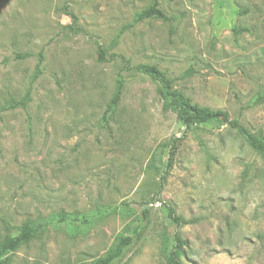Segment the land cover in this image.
<instances>
[{
  "label": "rangeland",
  "instance_id": "rangeland-1",
  "mask_svg": "<svg viewBox=\"0 0 264 264\" xmlns=\"http://www.w3.org/2000/svg\"><path fill=\"white\" fill-rule=\"evenodd\" d=\"M152 1L0 0V241L34 228L9 264H96L143 209L114 264H170L175 236L182 264H264V152L227 124L184 131L135 68L264 137V0H157L167 19H138Z\"/></svg>",
  "mask_w": 264,
  "mask_h": 264
},
{
  "label": "trees",
  "instance_id": "trees-1",
  "mask_svg": "<svg viewBox=\"0 0 264 264\" xmlns=\"http://www.w3.org/2000/svg\"><path fill=\"white\" fill-rule=\"evenodd\" d=\"M157 0H153L151 5L143 9L138 19L143 18H158L167 19L164 11L160 9ZM99 58L104 59L102 51L98 53ZM135 68L148 75L154 81L159 84L158 93L163 100L164 106L171 108L175 111L177 119L183 125L184 131H190L192 126L198 124H206L212 122H219L227 124L230 128L236 129L248 143V145L257 151L264 152V137L258 136L249 131L238 118H230L228 113L224 110L210 109L207 107H200L196 103L191 102L189 97L185 96L182 92L175 89L172 85V79L169 78L166 73L158 69L154 65L140 64L136 65ZM185 75L190 74V70L184 72ZM122 89V81L118 80L116 85V91L113 94L108 109V112H115L117 103L120 98ZM174 155L173 150H169L167 163ZM169 217L177 221L178 225L184 224L185 222L180 217L173 215L169 212ZM150 225L148 209H143L140 222L132 230L130 236H121L118 238L116 245L109 254L105 257L98 259L96 264H114L120 261L128 252L131 246L139 242ZM34 233V228L29 224H23L19 233L14 236H6L0 241V264H9V254L18 249L24 242H26ZM182 242L178 237L175 236V245L168 255V261L170 264H182L176 256L175 250H180Z\"/></svg>",
  "mask_w": 264,
  "mask_h": 264
}]
</instances>
